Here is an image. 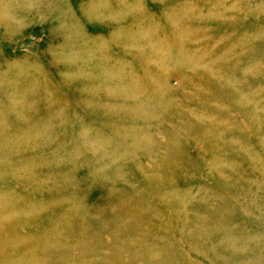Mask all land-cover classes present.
Here are the masks:
<instances>
[{
  "label": "rangeland",
  "instance_id": "rangeland-1",
  "mask_svg": "<svg viewBox=\"0 0 264 264\" xmlns=\"http://www.w3.org/2000/svg\"><path fill=\"white\" fill-rule=\"evenodd\" d=\"M0 264H264V0H0Z\"/></svg>",
  "mask_w": 264,
  "mask_h": 264
},
{
  "label": "bare ground",
  "instance_id": "bare-ground-1",
  "mask_svg": "<svg viewBox=\"0 0 264 264\" xmlns=\"http://www.w3.org/2000/svg\"><path fill=\"white\" fill-rule=\"evenodd\" d=\"M242 3V2H241ZM23 5H25V3H23V1L22 2H18L17 4H13L12 5V7H10V12L16 17V18H18L19 20L20 19H22L23 20V18H21V15L22 16H24L25 18H26V20L29 18V17H31L32 19H34V13H33V11H35V12H37V11H39V10H32V8L34 7V5H31V8L30 9H27L26 7H23ZM37 5V2H35V6ZM22 7V8H21ZM19 9H23L24 10V12H18V10ZM218 11V10H217ZM139 14H140V12H139ZM39 15L43 18V19H45V20H47L46 22H48V21H50L51 22V19H50V15H49V13H47V12H39ZM59 29V27H58V25L57 26H54L53 28H51V33L52 34H54L55 33V31L56 30H58ZM62 30H63V33H64V41H65V43L66 44H69L71 41L70 40H72L71 38H70V36H69V34L71 33V30H70V28L69 27H66V28H62ZM122 31H125L124 29L122 30ZM121 31V32H122ZM255 33V32H254ZM253 33V34H254ZM247 34V33H246ZM258 34V33H257ZM248 35V34H247ZM134 36V35H133ZM258 37V36H257ZM257 37H255V38H257ZM118 39V38H117ZM134 39L135 38H129L128 36H124V39H120L124 44L126 43V44H128V43H130L131 41H133V45L135 46L136 45V39H135V41H134ZM120 41V42H121ZM233 41V40H232ZM246 41V40H245ZM252 41V40H251ZM250 41V42H251ZM247 42V41H246ZM248 43H249V41H248ZM248 43H246V44H248ZM251 45V44H250ZM249 45V46H250ZM245 47H247V46H245ZM252 47V46H251ZM254 47V46H253ZM245 49V48H244ZM144 50V49H143ZM143 53V52H142ZM137 54V53H136ZM182 54V52H180L179 53V55H181ZM137 55H139V53L137 54ZM134 57V56H133ZM137 57V56H136ZM139 59V58H138ZM137 59V60H138ZM144 59H146V58H144ZM144 59H141L142 60V62L144 61ZM177 59H178V56H173V55H170V54H167V55H165V54H163V55H161V57H159V60H160V62H163V61H165V62H170V63H175L176 61H177ZM136 62V61H135ZM140 62V61H139ZM138 62V63H139ZM144 64V63H143ZM121 65V64H120ZM145 65V64H144ZM139 66H140V64H139ZM171 66V65H170ZM260 66V65H259ZM119 69H122V71H121V74L123 73L124 74V70L123 69H125V68H123V66L121 65V67H119ZM148 70V69H147ZM146 70V71H147ZM126 71V70H125ZM128 71V70H127ZM144 72V71H143ZM253 72V71H252ZM69 73H71V71L69 72ZM119 74V73H118ZM120 74V75H121ZM148 74V73H147ZM131 75V74H130ZM149 75V74H148ZM144 76V75H143ZM131 76H128V74L126 75V76H123V75H121V76H119V77H115V79H112V78H110L111 80H113V81H115L116 82V84H117V88H116V94H117V96L118 95H127V96H129V97H127V98H130L132 95L134 96L135 95V97H137V96H139L138 95V93H139V90H138V86H136V87H133L131 84V82L129 81ZM154 79V78H153ZM192 79V78H191ZM190 79V80H191ZM133 81V80H132ZM138 81V80H137ZM145 81V80H144ZM140 82V81H139ZM114 83V82H113ZM148 83V82H147ZM151 83H153V82H151ZM133 84H134V82H133ZM150 84V83H149ZM111 85V84H110ZM144 85V84H143ZM146 85V84H145ZM115 86V85H114ZM97 87H99V86H97ZM153 87V86H152ZM108 88V87H107ZM111 88V87H110ZM115 88V87H114ZM134 90V92L132 91V89ZM147 88H149V87H147ZM109 89V88H108ZM152 89V88H151ZM163 89V88H162ZM111 91V90H110ZM149 91V90H148ZM157 91V90H156ZM165 91V90H164ZM145 92V91H144ZM155 91H153V93H154ZM157 92H160V91H157ZM156 92V93H157ZM106 93L108 94V90L106 89ZM113 93V92H112ZM150 93V92H149ZM148 93V94H149ZM162 94H163V92H162ZM137 95V96H136ZM144 95H146V94H144ZM144 95H142L141 97H143ZM150 95H151V93H150ZM161 95V94H160ZM116 96V95H115ZM156 96V95H155ZM159 96V95H158ZM114 97V96H113ZM135 97H131L132 99H134V104L132 103H130V104H126V106L127 107H125V108H122V105L123 104H118L119 106H120V108L123 110V111H125L126 110V112H132L134 109H136V106H138L137 104H136V101H138V99H136ZM116 98V97H115ZM114 98V99H115ZM156 98V97H155ZM123 100V99H122ZM160 99H158V101H159ZM124 101H126V100H124ZM128 101V100H127ZM130 101V100H129ZM165 101V100H164ZM163 101V102H164ZM119 102V101H118ZM151 102V101H150ZM154 102V101H153ZM160 102V101H159ZM120 103V102H119ZM121 103H123V102H121ZM127 103V102H126ZM114 104V103H113ZM161 104V103H160ZM166 104V103H165ZM124 105H125V103H124ZM146 105V104H145ZM156 106V105H155ZM87 109L90 107L89 106V104H87ZM85 107V108H86ZM143 107V106H142ZM145 107V106H144ZM109 108H110V110L112 109L110 106H109ZM141 108V107H140ZM150 108V107H149ZM143 109V108H142ZM142 111H144V110H142ZM142 114V113H141ZM122 117V116H121ZM111 120H114L113 118H110ZM118 120H120L121 121V119H118ZM117 120V121H118ZM89 140V139H88ZM85 145H88L87 147H89V146H91L90 145V143L89 142H87ZM91 148V147H90ZM99 153H100V151H99ZM97 154L96 156H94L95 157V159L97 160H95V162H98V163H101L102 162V167L100 166V168H99V166H97V167H95V169H93V170H95V171H102L103 169H104V166H105V162H107V161H109V162H111V163H117V160H118V158H116V156H111V155H107L106 153H100V154ZM101 161V162H100ZM116 166V165H115ZM187 250V249H186ZM196 253L197 254H200V251L197 249V251H196ZM185 254L187 255V256H190V253H187V252H185ZM177 260V259H176Z\"/></svg>",
  "mask_w": 264,
  "mask_h": 264
}]
</instances>
